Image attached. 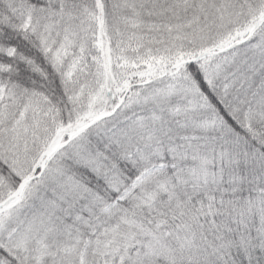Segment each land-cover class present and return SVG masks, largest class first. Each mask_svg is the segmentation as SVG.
Returning <instances> with one entry per match:
<instances>
[{
	"label": "snow or ice",
	"instance_id": "obj_1",
	"mask_svg": "<svg viewBox=\"0 0 264 264\" xmlns=\"http://www.w3.org/2000/svg\"><path fill=\"white\" fill-rule=\"evenodd\" d=\"M0 264H264V0H0Z\"/></svg>",
	"mask_w": 264,
	"mask_h": 264
}]
</instances>
